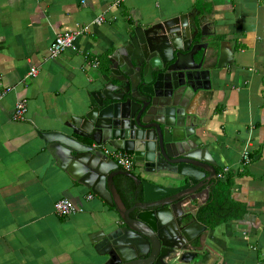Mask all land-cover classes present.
<instances>
[{
  "label": "crops",
  "instance_id": "1",
  "mask_svg": "<svg viewBox=\"0 0 264 264\" xmlns=\"http://www.w3.org/2000/svg\"><path fill=\"white\" fill-rule=\"evenodd\" d=\"M178 17L198 32L182 51L197 88L189 132L217 161V176L231 169V198L246 211L213 226L199 218L217 177L209 197L185 206L201 234L165 262L264 264V0H0V264H87L100 255L94 233L123 226L117 206L82 182L83 163L63 166L43 134H72L75 116L91 108V90L122 64L138 29ZM68 30L81 34L52 57V43ZM20 100L24 119L15 118ZM154 168L136 160L128 172L172 184ZM115 179L125 203L144 200L142 181L120 173ZM64 197L79 209L59 215L54 205Z\"/></svg>",
  "mask_w": 264,
  "mask_h": 264
},
{
  "label": "water",
  "instance_id": "2",
  "mask_svg": "<svg viewBox=\"0 0 264 264\" xmlns=\"http://www.w3.org/2000/svg\"><path fill=\"white\" fill-rule=\"evenodd\" d=\"M186 19L139 28L122 64L91 90V108L75 116L72 134H43L61 164L83 163L82 182L121 213L123 226L94 233L100 255L87 264H166L201 234L200 222L189 220L185 206L209 197L218 163L187 124L197 88L182 51L198 32ZM107 144L133 151L137 161L155 166L162 183L172 184L112 172L119 164L105 153ZM119 173L143 182V201L127 207L115 181Z\"/></svg>",
  "mask_w": 264,
  "mask_h": 264
},
{
  "label": "built area",
  "instance_id": "3",
  "mask_svg": "<svg viewBox=\"0 0 264 264\" xmlns=\"http://www.w3.org/2000/svg\"><path fill=\"white\" fill-rule=\"evenodd\" d=\"M104 21V17L101 16L97 18L96 20L93 21V23H102ZM81 33L77 30H68L61 32L57 35L55 41L52 43L51 48H50V53L52 57L59 56L62 52H64L67 48L73 46L74 42L78 38V36ZM95 64H99V61L97 60ZM32 73L37 72V68L33 67L31 70ZM4 94V93H3ZM2 94V95H3ZM1 95V96H2ZM27 111V104L26 100H20L17 102L16 105V110H15V118L16 119H24L25 114ZM105 152L108 155H111L114 157V159L118 162V164L124 168L127 171H132L135 168L136 164V159L133 155L126 153L124 151H121L119 149L115 150H108L105 148ZM243 161L245 164L249 163L251 161V156H250V150L249 148H246L244 153H243ZM231 169L228 167H225L220 173H218L219 178H226L228 174L230 173ZM94 194L90 193L89 197H93ZM55 211L59 215H70L74 212H76L79 207L78 205L72 200L67 197L61 198L55 202L54 205Z\"/></svg>",
  "mask_w": 264,
  "mask_h": 264
},
{
  "label": "trees",
  "instance_id": "4",
  "mask_svg": "<svg viewBox=\"0 0 264 264\" xmlns=\"http://www.w3.org/2000/svg\"><path fill=\"white\" fill-rule=\"evenodd\" d=\"M130 183L131 189L132 183ZM234 185V178L228 176L226 180L217 179L211 191L210 200L199 210V218L208 225H216L223 221L243 216L246 208L239 202L231 198V191ZM128 201V200H127ZM126 201V202H127ZM135 202H129L127 207H131Z\"/></svg>",
  "mask_w": 264,
  "mask_h": 264
}]
</instances>
